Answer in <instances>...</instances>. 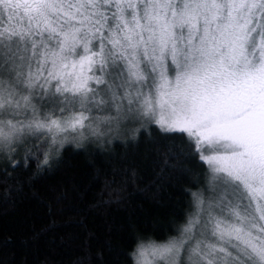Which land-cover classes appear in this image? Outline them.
I'll return each mask as SVG.
<instances>
[{
  "label": "snow or ice",
  "instance_id": "6c2138e0",
  "mask_svg": "<svg viewBox=\"0 0 264 264\" xmlns=\"http://www.w3.org/2000/svg\"><path fill=\"white\" fill-rule=\"evenodd\" d=\"M151 124L204 172L175 234L136 238L129 264H264V0H0L5 178Z\"/></svg>",
  "mask_w": 264,
  "mask_h": 264
},
{
  "label": "trees",
  "instance_id": "16d2710c",
  "mask_svg": "<svg viewBox=\"0 0 264 264\" xmlns=\"http://www.w3.org/2000/svg\"><path fill=\"white\" fill-rule=\"evenodd\" d=\"M187 152L181 134L151 124L136 140L66 143L49 168L0 173V197L24 185L0 199V264H129L136 238L174 235L189 210L184 189L204 166ZM161 169L171 179L157 191Z\"/></svg>",
  "mask_w": 264,
  "mask_h": 264
},
{
  "label": "rangeland",
  "instance_id": "374dc122",
  "mask_svg": "<svg viewBox=\"0 0 264 264\" xmlns=\"http://www.w3.org/2000/svg\"><path fill=\"white\" fill-rule=\"evenodd\" d=\"M106 140V139H105Z\"/></svg>",
  "mask_w": 264,
  "mask_h": 264
}]
</instances>
